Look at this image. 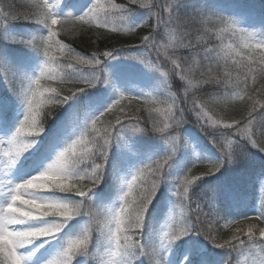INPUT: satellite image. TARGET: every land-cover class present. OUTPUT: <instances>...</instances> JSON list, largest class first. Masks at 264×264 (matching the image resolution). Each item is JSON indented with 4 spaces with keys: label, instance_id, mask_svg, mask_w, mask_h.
<instances>
[{
    "label": "snow or ice",
    "instance_id": "snow-or-ice-1",
    "mask_svg": "<svg viewBox=\"0 0 264 264\" xmlns=\"http://www.w3.org/2000/svg\"><path fill=\"white\" fill-rule=\"evenodd\" d=\"M0 84V264H264V226L232 227L264 207L205 184L264 153V26L188 0H0Z\"/></svg>",
    "mask_w": 264,
    "mask_h": 264
},
{
    "label": "trees",
    "instance_id": "trees-1",
    "mask_svg": "<svg viewBox=\"0 0 264 264\" xmlns=\"http://www.w3.org/2000/svg\"><path fill=\"white\" fill-rule=\"evenodd\" d=\"M240 5L246 8L248 11L247 13H253L249 16L248 20L243 23V26L256 29L257 22H264V0H236ZM22 2V0H17V3ZM213 1L212 0H188V10L189 11H195L196 9H204V10H211L213 8ZM237 19V18H236ZM239 20V19H238ZM105 31V30H101ZM146 33V29H140L138 30V34ZM106 36L113 40L116 43L115 46L119 47L121 44L134 41L136 43H139V41L136 39V34L133 35H122V34H116V33H106ZM61 39H64L66 42L72 43L73 47L77 49V51L85 52V54H91L92 51L96 50V46L92 45L91 47L88 46V37L80 36L76 37L75 41L69 40L66 36H61ZM92 39L95 40V36H92ZM83 41V43H82ZM96 44L100 45V50H103V42L102 40L96 41ZM53 87H57L58 85L56 83H52ZM4 85L0 84V92L4 91ZM214 110L218 113H224L225 111H231V109H225L223 105H214ZM235 108L236 106H232ZM47 110V109H45ZM143 115L146 117L147 113H143ZM191 125V124H189ZM193 126V125H191ZM202 134V133H201ZM203 138L204 135L202 134ZM206 138V137H205ZM207 139V138H206ZM252 155L248 158L240 161L239 163L231 165L229 168H227V172L231 175L239 176V178L243 181H246L247 185L243 189H241L242 181L237 182V184H233L231 182L230 176L226 173L225 170L222 169L221 173H218L216 176L208 177L206 178L205 184L207 187L213 188V187H222L224 185H227L228 187L232 189H241L242 193H244L248 198V205L245 208L240 209L239 211L241 213L243 212H251L254 207L257 209L264 207V188H261L259 186V178L261 175V171L264 170V153L257 152L255 149H251ZM191 163H187L185 166H190ZM206 169L201 166L197 165L196 168L193 169L194 175H201L203 176ZM182 172V168L174 170L173 175L180 174ZM224 173H226L224 175ZM103 187V186H102ZM230 217L223 218L219 221V223L216 225V228L218 230V234L222 238H228L231 235V229L225 228L224 225L228 223ZM248 223L256 224L259 226L261 225L258 221H249L246 222L243 225H233L232 227H247ZM164 224V221L162 220L160 222L159 227H162ZM211 247V245H209ZM219 252L220 250H216ZM260 256L255 253V250L252 252H245L244 255L241 256H234L233 257V264H249V262L253 259H259Z\"/></svg>",
    "mask_w": 264,
    "mask_h": 264
},
{
    "label": "rangeland",
    "instance_id": "rangeland-1",
    "mask_svg": "<svg viewBox=\"0 0 264 264\" xmlns=\"http://www.w3.org/2000/svg\"><path fill=\"white\" fill-rule=\"evenodd\" d=\"M116 64L119 65L120 62H116ZM130 64H131V62H129V61H124V62H123V67H128ZM125 65H128V66H125Z\"/></svg>",
    "mask_w": 264,
    "mask_h": 264
}]
</instances>
